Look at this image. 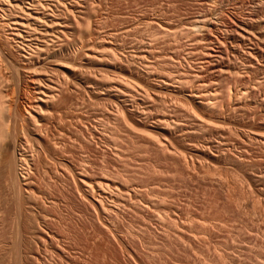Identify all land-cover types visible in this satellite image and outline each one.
I'll return each instance as SVG.
<instances>
[{
    "label": "rangeland",
    "instance_id": "obj_1",
    "mask_svg": "<svg viewBox=\"0 0 264 264\" xmlns=\"http://www.w3.org/2000/svg\"><path fill=\"white\" fill-rule=\"evenodd\" d=\"M86 1L77 0L72 24L71 14L62 16L70 34L59 62L49 58L31 73L24 56L36 58V50L9 43L0 27V133L16 147L0 150V160L13 163L0 162V262L2 244L23 229L24 246L40 248L35 264H264V144L238 135H264V0ZM205 16L214 20L207 34L194 30ZM238 23L252 41L232 43ZM232 45L244 55L232 54ZM218 49L222 58L210 56ZM46 78L65 90L58 87L61 96L42 107L40 119L35 105ZM112 86L128 91L126 101L128 94L105 91ZM42 218L61 238L51 244L59 254L36 247L27 233L35 224L41 231Z\"/></svg>",
    "mask_w": 264,
    "mask_h": 264
},
{
    "label": "bare ground",
    "instance_id": "obj_2",
    "mask_svg": "<svg viewBox=\"0 0 264 264\" xmlns=\"http://www.w3.org/2000/svg\"><path fill=\"white\" fill-rule=\"evenodd\" d=\"M82 1V0H81ZM85 1V0H84ZM89 1V0H88ZM88 1H86V3L88 2ZM77 2V0H73V1H71V0H0V11L2 12V13H4V14H2V15H4V16H2L1 18H0V27H2V32H4L5 34H4V37H5V35H6V39H7V41L9 42V43H19V44H21L22 45V48H23V46L24 47H26L27 49L28 48H32V49H34V50H36V54L37 55H39V56H37L36 58H34L35 57V54H34V56H32V54H28V56H24V58H25V60H24V65H25V68H23L24 70H26V71H30V70H32V71H34V70H36L38 67H42V66H44L45 65V62L46 61H49L50 59L49 58H54V59H56V61H58L59 62V60H58V56H59V54H61L62 55V49H63V44L67 41L65 38H67V37H65L64 39L66 40H64L63 41V37L65 36V34H68L67 33V31H69V28H67L66 26H64V22H62V16H63V14L65 15L66 13L67 14H71V15H69V16H71V17H68V21L70 20V18H72V15H74V17H75V15L78 13H81V10L79 9V7H78V5H77V3H79V0H78V2ZM82 3V2H81ZM1 14V13H0ZM77 14V15H78ZM1 16V15H0ZM206 17V16H205ZM76 18V17H75ZM211 18V17H210ZM209 17H206L205 19H200V20H197V22L194 24V27H195V29L194 30H196L197 28L199 29V28H203L202 30L204 31L205 29L207 30V31H209V29H213V24H212V28L210 27V25H211V23L214 21V20H211ZM74 19V18H73ZM77 20V19H76ZM194 21H196V20H194ZM70 22V24H72L71 23V21H69ZM168 22V21H167ZM166 25H164L165 26V29H166V31L167 32H172L173 34L175 33V31H174V28H173V26L171 25H169L168 23H165ZM192 24V23H191ZM218 24V23H217ZM236 24V23H235ZM234 24V25H235ZM193 26V25H192ZM210 27V28H209ZM205 28V29H204ZM208 28V29H207ZM215 28H216V26H215ZM190 29H193V28H190ZM213 30H215V29H213ZM218 30H219V28H218ZM191 31V30H190ZM199 32H201L200 30H198ZM207 31H204V33L205 34H207ZM232 31V30H231ZM74 32V31H73ZM209 32H211V31H209ZM214 32V31H213ZM193 33V32H192ZM234 33H235V35H237V36H234ZM1 34V33H0ZM70 34V33H69ZM71 34H72V31H71ZM176 34V33H175ZM174 34V35H175ZM209 34V33H208ZM217 34V33H216ZM234 37H233V42L232 43H234L235 44V41L234 40H236V42L239 40H241V41H252L253 40V35H254V33L249 29V28H247L246 26H244V25H242V24H237L236 25V28L234 27V30H233V33H231ZM3 35V34H2ZM169 35V34H168ZM209 35H211V34H209ZM66 36H68V35H66ZM71 36V35H70ZM73 36V35H72ZM214 36H217V35H214ZM3 37V36H2ZM2 37H1V40H2ZM175 37V36H174ZM218 37V36H217ZM216 37V38H217ZM229 37H232V36H229ZM209 38H212V37H209ZM215 38V37H214ZM235 38V39H234ZM176 39H177V37H176ZM213 39V38H212ZM218 39H219V37H218ZM0 40V41H1ZM209 40V39H208ZM211 40V39H210ZM217 40V39H216ZM220 40V39H219ZM219 40H217V41H219ZM222 40V39H221ZM220 40V41H221ZM229 40V39H228ZM227 40V44H228V41ZM3 41V40H2ZM213 41V40H212ZM225 41V40H224ZM259 41L261 42V43H264V36L263 35H260V39H259ZM62 42H64L63 44H62ZM69 42V41H68ZM230 42H231V39H230ZM229 42V43H230ZM71 43V42H70ZM208 43V42H207ZM212 43V42H211ZM220 43H222V42H220ZM224 43V42H223ZM222 43V44H223ZM226 43V42H225ZM2 44V43H1ZM18 44V45H19ZM66 44H67V42H66ZM221 44V45H222ZM237 44V43H236ZM20 45V46H21ZM73 46L74 45H76V43H74V44H72ZM221 45H219V46H221ZM231 45V44H230ZM11 46V45H10ZM14 46H16V45H14ZM17 47V48H20L21 50H22V48L21 47ZM69 46H70V44H69ZM216 46V45H215ZM226 46H228V45H226ZM135 47V46H134ZM231 47V46H230ZM235 47H237V46H235V45H232V49H231V52H232V54H234L235 56H237V55H244L243 53L242 54H238V52L236 51V48ZM2 47H0V49H1ZM5 48V47H4ZM26 48H23V50H25ZM68 48V47H67ZM78 48V47H77ZM133 48V47H132ZM15 49V48H14ZM52 49V55L50 56V50ZM137 49V48H136ZM162 49V48H161ZM164 49V48H163ZM251 49H252V47H251ZM68 50V49H67ZM71 50V49H70ZM228 50V49H227ZM254 49H252V51H253ZM30 51V50H29ZM32 51V52H33ZM69 51V50H68ZM137 55L136 56H138V58H146V56L144 55V54H142V53H140V49H137ZM214 51V50H213ZM0 52H1V50H0ZM25 52H26V50H25ZM28 52V51H27ZM116 52V51H115ZM248 52H249V54L251 55L252 54V52L251 51H249L248 50ZM247 52V53H248ZM247 53H245V54H247ZM256 53V52H255ZM5 54V53H4ZM65 54V53H64ZM67 54V53H66ZM209 54H212V52H210V53H208V55ZM222 54H223V51H222V49L221 50H219L218 49V51H215V53H214V55H210V56H213L214 58L215 57H219L220 55V57L222 58ZM225 54V53H224ZM249 54H248V56H249ZM2 55V54H1ZM130 55V54H129ZM233 55V56H234ZM6 56V55H5ZM131 56H133V55H131ZM159 56V55H158ZM252 56H254V55H251V57ZM65 57V56H64ZM72 57V56H71ZM219 57V58H220ZM243 57V56H242ZM3 57H1V59H2ZM5 58V57H4ZM40 58H43V59H41L40 60ZM60 58V57H59ZM134 58V57H133ZM158 58V57H157ZM246 59H247V57H245ZM71 59V58H70ZM162 59V58H161ZM214 60V59H213ZM249 60H251V59H249ZM248 60V61H249ZM2 61H5V60H2ZM9 61V60H8ZM156 61H157V59H156ZM245 61V60H244ZM6 62V61H5ZM44 62V63H43ZM2 63V62H1ZM0 63V64H1ZM60 63H61V61H60ZM62 63H64L63 61H62ZM65 63H67V62H65ZM6 64V63H5ZM68 64H70V62L69 63H67V64H63V65H61V66H63L66 70H67V72L70 74H67V75H69V77L71 78V77H73V78H77L76 77V73L74 72V71H76V69H75V66H74V64L72 65V63H71V65L74 67V70L71 68V66L69 65V67H67L68 66ZM66 65V66H65ZM1 68H2V66H0ZM4 67V66H3ZM9 67V66H8ZM11 67V66H10ZM6 69V68H5ZM9 70V69H8ZM134 70H136V68H134ZM223 70H225V69H223ZM222 70V71H223ZM227 70V69H226ZM32 71H30V73L32 72ZM61 72H64V71H61ZM135 72V71H134ZM1 74V73H0ZM62 74H66V72L65 73H62ZM56 75V74H55ZM80 75V74H79ZM148 75V74H147ZM58 76V75H57ZM59 77V76H58ZM62 77H64V75L62 76ZM68 76H66V78H67ZM79 77V76H78ZM2 78V77H1ZM53 78H56V77H53ZM59 78H61V77H59ZM82 78V77H81ZM84 78V77H83ZM86 78V77H85ZM152 78V77H151ZM47 80H45L44 81V85H43V88L41 89L40 88V94H41V97L40 98H38L39 100V104H38V106L37 105H35L36 106V108L37 109H39L38 110V112H36V110H35V108L33 109V110H35V112L37 113V116L41 119V118H43V111H42V107L43 106H47V107H49L48 105L51 103H53V101L52 100H57V98L56 97H60L61 95L59 94L58 96H56L55 97V94L57 95V93H56V91H58V87L60 86V85H62V84H60L59 83V81L58 82H56L55 83V79L53 80L52 78H46ZM62 79H65V77L64 78H62ZM72 79V78H71ZM80 79V78H79ZM68 81V83L66 82V81ZM64 81L66 82L65 84H64V86H65V88H66V86L70 83L69 81L70 80H68V79H65ZM87 80V79H86ZM86 80L84 81V82H86ZM0 81H1V79H0ZM56 81H57V78H56ZM73 81V80H72ZM74 81H76V80H74ZM79 81V80H78ZM81 81H83V80H81ZM90 81V80H89ZM156 81V80H155ZM180 81V80H179ZM2 82V81H1ZM1 82H0V84H1ZM6 82V81H5ZM42 82V81H41ZM180 82H182V81H180ZM59 83V84H58ZM72 83H74V82H72ZM72 83H70L71 85H72ZM79 83V82H78ZM82 83V82H81ZM80 83V84H81ZM89 83V82H88ZM91 83V82H90ZM93 83H95V82H93ZM170 84V86H171V83L170 82H165V84ZM8 84V83H7ZM39 84H41V83H39ZM67 84V85H66ZM92 84V83H91ZM77 86V83H75L74 84V86ZM83 85V84H82ZM95 85H98V84H95ZM1 86V85H0ZM69 86V85H68ZM67 86V87H68ZM79 86V85H78ZM88 86H90V85H88ZM91 86H93V84L91 85ZM39 87V86H38ZM42 87V86H41ZM69 88H70V86H69ZM79 88V87H78ZM81 88V87H80ZM100 88V87H99ZM102 88H103V86H102ZM0 89H1V87H0ZM68 89V88H67ZM101 89V88H100ZM99 89V90H100ZM63 90H65L64 88H63V85H62V92L60 91V89H59V91L58 92H61V93H63L64 91ZM69 90V89H68ZM72 90V89H71ZM103 90V89H102ZM5 91V90H4ZM8 91V90H7ZM105 91H107L108 93H113L114 91H118V92H120V93H123V94H128V95H124L125 97H124V100L123 101H126V99L125 98H127L128 96H129V93H128V91L126 90V89H124V88H122L121 86H112L111 88H105ZM149 91H151V89L149 90ZM246 91H248V90H246ZM1 92V91H0ZM71 92V91H70ZM140 92V91H139ZM142 92L143 93H146L147 94V96L149 95V92L147 91V90H143V88H142ZM142 92H140V93H142ZM182 92V91H181ZM159 93V92H158ZM157 93V94H158ZM250 93V92H249ZM10 94V93H9ZM39 94V93H38ZM151 94V93H150ZM154 94V93H153ZM160 94V93H159ZM159 94H158V96H159ZM116 95H118V94H116ZM190 96H191V98L193 99V98H195V99H197V98H200V99H202L203 100V102H202V100H201V102L200 103H202L203 105H207V106H209V107H211V104L209 103V102H205V101H208L207 99H205L203 96V98L201 97V95H198V94H196V92L194 91V92H192L191 91V93L189 94ZM250 95V94H249ZM3 97H4V95H2ZM120 96V95H119ZM127 96V97H126ZM146 96V95H145ZM150 96V95H149ZM157 96V95H156ZM189 96V97H190ZM204 96H207V95H204ZM55 97V98H54ZM121 97L122 96H120V101H121ZM151 97H152V94H151ZM160 97V96H159ZM158 97V98H159ZM1 98V97H0ZM6 98H7V96H6ZM35 99L37 100V96H35ZM34 99V100H35ZM251 99V98H250ZM156 100L158 101V102H163V100H158L157 98H156ZM155 100V101H156ZM256 100V99H255ZM1 101V100H0ZM7 101V100H6ZM52 101V102H51ZM62 101V100H61ZM67 101V100H66ZM58 103H59V100L57 101ZM56 101H55V103H57ZM125 103V102H124ZM31 104V103H30ZM33 105H34V103H33ZM32 105V106H33ZM121 105V104H120ZM259 105V104H258ZM2 106H4V105H2ZM9 106V105H8ZM52 106V105H51ZM53 106H55V104L53 105ZM57 106V105H56ZM68 106V105H67ZM25 107V106H24ZM12 108V107H11ZM33 108V107H32ZM58 108V107H57ZM62 108V107H61ZM60 108V109H61ZM240 108V107H239ZM25 109H27V108H25ZM52 109V108H51ZM71 109V108H70ZM147 109V108H146ZM3 110V109H2ZM64 110V109H63ZM124 110V109H123ZM21 111V110H20ZM24 111V110H23ZM29 110L27 109V112H28ZM58 111V110H57ZM145 111V110H144ZM148 111V110H147ZM25 112V111H24ZM46 112H47V108H46ZM112 112V111H111ZM251 112V111H250ZM29 113V115H31L30 114V112H28ZM35 113V114H36ZM45 113V112H44ZM48 113V112H47ZM47 113L45 114V116H47ZM49 113L52 115V116H55V115H53V114H55V112H50V110H49ZM121 113V112H120ZM252 113V112H251ZM256 113V112H255ZM11 114V113H10ZM21 114V113H20ZM24 114H26V113H24ZM33 114V113H32ZM68 114V113H67ZM126 114V113H125ZM124 114V115H125ZM194 114H195V112H194ZM34 115V114H33ZM33 115H31V118L30 119H33V120H37L36 118H37V116H36V118H34V117H32ZM62 116V115H61ZM122 116V115H121ZM21 117V116H20ZM19 117V118H20ZM23 117V116H22ZM26 121H28V117H30V116H27L26 115ZM196 117V116H195ZM199 117V116H198ZM23 118H25V117H23ZM53 118V117H52ZM197 118V117H196ZM256 118V117H255ZM22 119V118H21ZM20 119V120H21ZM48 119V118H47ZM51 119V118H50ZM61 119V118H60ZM246 119V118H245ZM44 120V119H43ZM49 120V119H48ZM206 120V119H205ZM15 121V120H14ZM30 121V120H29ZM34 121V122H35ZM39 121V120H38ZM37 121V122H38ZM42 121V120H41ZM46 121V120H45ZM65 121V120H64ZM31 122V121H30ZM33 122V121H32ZM37 122H35V123H37ZM203 122H206V121H203ZM27 123V122H26ZM40 123L41 122H39L38 124L40 125ZM46 123V122H45ZM48 123H50V122H48ZM25 124V123H24ZM38 124H37V126H38ZM216 123H214V125H215ZM219 124V123H218ZM218 124H217V127H218ZM20 125V124H19ZM29 125V124H28ZM41 125H43V123H41ZM46 125H50V124H47L46 123ZM220 125H222V124H220ZM219 125V126H220ZM229 125V124H228ZM44 126V125H43ZM43 126H40V127H42V129L44 128ZM223 126L224 125H222V127H218V128H222L223 129ZM226 126V125H225ZM231 126V125H230ZM5 127V126H4ZM15 127H16V125H15ZM39 127V130L41 129ZM73 127V126H72ZM245 127V126H244ZM48 129V131L51 129L50 127H47ZM50 128V129H49ZM231 128V127H230ZM20 129V128H19ZM45 129V128H44ZM4 130V129H3ZM46 130V131H47ZM227 130V129H226ZM229 130H231V129H229ZM244 130V129H243ZM243 130H237L239 133H238V135L242 138V140L245 142V141H249L250 140V142L252 141V143L253 142H258V143H261V144H264V135H257V134H251V133H249V131H243ZM15 131H16V129H15ZM41 131V130H40ZM221 131V130H220ZM13 132H14V130H13ZM37 132V131H36ZM51 132V131H50ZM2 133V132H1ZM0 133V134H1ZM4 133V132H3ZM2 133V135H5V137L4 136H1L0 137V150L2 149L3 150V148L5 147V145L7 144L6 142L9 140V142L11 143V141H10V139H8V138H10V137H8V135H7V133L6 134H3ZM24 133V132H23ZM53 133V132H52ZM33 134V133H32ZM38 134V133H37ZM7 135V136H6ZM16 135V134H15ZM14 135V136H15ZM27 135V134H26ZM40 135V134H39ZM61 135H63L64 136V134L62 133ZM67 135V134H66ZM9 136H13V134H11V135H9ZM8 137V138H7ZM16 137V136H15ZM26 137V136H25ZM5 138H7V139H5ZM19 138V137H18ZM21 138V137H20ZM38 138V137H37ZM43 138V137H42ZM72 138V137H71ZM4 139H5V141H4ZM13 138H11V140H12ZM59 139V138H58ZM16 140V139H15ZM241 140V141H242ZM17 141H19V139H17ZM20 141H22V140H20ZM19 141V142H20ZM34 141V140H33ZM51 141V140H50ZM57 141V140H56ZM13 142H14V140H13ZM38 142V141H37ZM59 142H61V141H59ZM5 145H4V144ZM15 143H16V141H15ZM22 143V142H21ZM20 143V144H21ZM243 143V142H242ZM14 144V143H13ZM17 144V143H16ZM59 144V143H58ZM247 144V143H246ZM248 144H249V142H248ZM18 145V144H17ZM24 146V145H23ZM57 146V145H56ZM62 146V145H61ZM6 147H8V148H16V147H14V145H12V144H7V146ZM18 147V146H17ZM20 147V146H19ZM7 148V149H8ZM21 148V147H20ZM58 148V147H57ZM6 149V150H7ZM9 149V150H10ZM4 150H5V148H4ZM15 151V150H14ZM20 151V150H19ZM37 152V151H36ZM59 152V151H58ZM3 153H4V151H3ZM7 153H9V152H7ZM45 153V152H44ZM0 154H2V153H0ZM14 154H15V152H14ZM3 155V154H2ZM9 155V154H8ZM7 155V156H8ZM27 155V154H26ZM1 156V155H0ZM15 156V155H14ZM28 156V155H27ZM33 156V155H32ZM3 157V159H4V155L2 156ZM12 157V156H11ZM16 157V156H15ZM39 157V156H38ZM47 157V156H46ZM51 157V156H50ZM7 158V157H6ZM27 158V157H26ZM59 158V157H58ZM2 158H1V160H0V162H1V164H5V160H3ZM9 159V158H8ZM23 159V158H22ZM39 159V158H38ZM48 159V158H47ZM7 160V159H6ZM13 160V159H12ZM9 161V160H8ZM16 162V161H15ZM72 162V161H71ZM18 163V162H17ZM11 164H13L12 163V161H10V164H9V162L7 163V167L9 168V166L11 165ZM64 164H66L67 165V163H64ZM15 165V164H14ZM65 165V166H66ZM49 166V165H48ZM2 166L0 165V168H1ZM14 167V166H13ZM38 167V166H37ZM8 168H6V170L8 169ZM67 168V167H66ZM1 169H3V168H1ZM0 169V170H1ZM11 169H12V167H11ZM6 170L4 171V172H6ZM9 170V169H8ZM13 170V169H12ZM15 170V169H14ZM18 171V170H17ZM46 171V170H45ZM2 172V171H1ZM3 172V173H4ZM3 173H2V176H3ZM9 173V172H8ZM10 173H12V172H10ZM59 173V172H58ZM5 175H6V173H4ZM14 175V174H13ZM17 175V174H16ZM15 175V176H16ZM263 175V174H262ZM261 175V176H262ZM19 176V175H18ZM264 176V175H263ZM8 177V176H7ZM14 177V176H13ZM24 177V176H23ZM27 177V176H26ZM260 177V176H259ZM6 178V177H5ZM4 178V179H5ZM16 178H17V176H16ZM260 178H262V177H260ZM259 178V179H260ZM11 179H13V178H11ZM15 179V178H14ZM263 179V178H262ZM262 179L260 180V181H262ZM2 180V179H1ZM18 181H20L19 179H17ZM16 180V181H17ZM55 180V179H54ZM7 182H8V180H6ZM10 181V180H9ZM13 181V180H12ZM264 181V180H263ZM22 181H20V183H21ZM28 182L29 181H25V186H27L28 185ZM6 183V182H5ZM9 183V182H8ZM7 183V184H8ZM14 183V182H13ZM30 183H31V181H30ZM33 183V182H32ZM261 183V182H260ZM263 183V182H262ZM1 184V183H0ZM88 183L86 182V185H87ZM259 184V183H258ZM16 185H17V187H18V184L16 183ZM21 185V184H20ZM31 185V184H30ZM90 185V184H89ZM109 185V184H108ZM107 185V186H108ZM111 185V184H110ZM109 185V186H110ZM3 186V185H2ZM4 186H5V184H4ZM11 186V185H10ZM29 186V185H28ZM32 186V185H31ZM92 186V185H91ZM115 186H116V184H115ZM116 187H118V186H116ZM1 188V187H0ZM19 188V187H18ZM23 188V187H22ZM33 188V187H32ZM36 188V187H35ZM112 188H113V186H112ZM115 188V187H114ZM11 189V188H10ZM119 189V188H118ZM9 190V189H8ZM18 190V189H17ZM24 190V189H23ZM26 190V189H25ZM28 190V189H27ZM32 190V189H31ZM15 191V190H14ZM26 192H28L29 193V191H26ZM3 193V192H2ZM16 193V192H15ZM37 195V194H36ZM11 196V195H10ZM21 196V195H20ZM24 196V195H23ZM32 196H33V194H32ZM42 196V195H41ZM16 197V196H15ZM22 197V196H21ZM107 197V196H106ZM11 198V197H10ZM10 198H8L9 200H10ZM33 198V197H32ZM36 198V197H35ZM5 199V198H4ZM26 199H27V197H26ZM29 201H31V196H29ZM46 199V198H45ZM50 199V198H49ZM115 199V198H114ZM3 200V199H2ZM33 200V199H32ZM35 200V199H34ZM37 200V199H36ZM1 201V200H0ZM5 201V200H4ZM12 201V200H11ZM19 201V200H18ZM23 201V200H22ZM54 201V200H53ZM114 201V200H113ZM116 201V200H115ZM9 202V201H8ZM35 203H36V201H34ZM24 203V202H23ZM5 204V203H4ZM17 204V203H16ZM95 204V203H94ZM6 205V204H5ZM24 205V204H23ZM35 206V205H34ZM98 207V206H97ZM26 208V207H25ZM28 208H30V206L28 207ZM34 208V207H33ZM39 208V207H38ZM115 208V207H114ZM6 209V208H5ZM1 210V209H0ZM18 210V209H17ZM23 211H24V209H22ZM29 210V209H28ZM37 210V209H36ZM33 211V210H32ZM40 211V210H39ZM1 212V211H0ZM10 212V211H9ZM21 212V211H20ZM26 212V211H25ZM29 212V211H28ZM2 213V212H1ZM17 213V212H16ZM10 214V213H9ZM23 214V213H22ZM32 214V213H31ZM42 214V213H41ZM16 215H19V214H16ZM21 215V214H20ZM33 215V214H32ZM44 215V214H43ZM1 216V220L0 221H2V215H0ZM21 216H23V215H21ZM38 216V215H37ZM19 217V216H18ZM43 217V216H42ZM45 217V216H44ZM23 218V217H22ZM28 218V217H27ZM6 219V218H5ZM12 219V218H11ZM18 219V218H17ZM16 219V220H17ZM33 219V218H32ZM46 219H47V217H46ZM4 220V219H3ZM21 220V219H20ZM29 220V219H28ZM27 220V221H28ZM31 220V219H30ZM5 221V220H4ZM4 221H3V223H4ZM7 221V220H6ZM12 221V220H11ZM18 221V220H17ZM36 222H37V220H35ZM48 221V220H47ZM16 222V221H15ZM24 222V221H23ZM33 222H34V220H33ZM1 223V222H0ZM35 223V222H34ZM13 224V223H12ZM33 224V223H32ZM21 225H23V224H21ZM20 225V226H21ZM37 224H35V226H36ZM48 224H47V222L45 221L44 222V219L42 218L41 219V222H40V224H39V227L42 229L41 231L39 230V228L38 229H35L36 227L35 226H33L34 228H31L30 230H28L29 229V227H28V229H27V233L29 232V234H32V236L34 237V242L33 243H35V241H36V247H37V244L38 245H40L41 243H45V246L46 245H48V247L50 248V249H54L55 250V252L56 253H58V249H56L55 247H54V245L52 246L51 244H53L52 242H53V240H57V241H60L61 242V238L59 237V235L57 234V236H54V233H52V232H48L49 230H48V228L47 227H49V225L47 226ZM2 225H0V227H1ZM3 227V226H2ZM9 227V226H8ZM12 227V226H11ZM10 227V228H11ZM14 227H15V225H14ZM13 227V228H14ZM22 227V226H21ZM24 227V226H23ZM19 229V228H18ZM43 229H44V231H45V234L46 235H44V233H43ZM50 229V228H49ZM9 230H11V229H9ZM37 230H39V231H37ZM1 231V230H0ZM19 231V230H18ZM33 231V232H32ZM13 232H14V230H13ZM21 233H22V235H24V233H26V232H23V229H22V231H20ZM19 232V233H20ZM32 232V233H31ZM9 233V232H8ZM17 233V232H16ZM15 233V234H16ZM14 234V233H13ZM19 235V237H17L16 235H14V237L11 235V237H7L8 239H9V241L8 242H6L5 240L7 239H5L4 241V244H2V251H3V254L1 253V256H3V262L2 263H4V259H6V260H9L10 258H13L14 260H16V262H15V264H35V263H38V261H39V259H38V257H37V255H34L35 253H34V251L36 250V253H37V248L36 249H34V251H33V245L31 246V245H28V246H24V243H25V241H24V239H23V237H22V235L21 234H18ZM26 235V234H25ZM60 235H62V234H60ZM63 235H64V233H63ZM0 236H1V234H0ZM16 236V237H15ZM21 237V238H20ZM61 237H64V236H61ZM16 238H18V239H16ZM65 238V237H64ZM63 238V239H64ZM4 239V238H3ZM28 239H29V236H28ZM36 239V240H35ZM26 240V239H25ZM28 242V241H27ZM30 242V241H29ZM38 242V243H37ZM59 242V243H60ZM0 243H1V241H0ZM26 244V243H25ZM30 244V243H29ZM88 244V243H87ZM1 245V244H0ZM27 245V244H26ZM24 247V249H25V251L22 249ZM47 247V246H46ZM90 247V246H89ZM38 249H40V248H38ZM53 251V250H52ZM54 252V251H53ZM31 253H33V255H32V257H30L31 256ZM37 254H39V250H38V253ZM59 254V253H58ZM39 256V255H38ZM8 257H9V259H8ZM38 259V260H37ZM5 260V261H6ZM12 260V259H11ZM37 260V261H36ZM2 261V260H1ZM17 261H18V263H17ZM36 261V262H35ZM6 262H8V261H6ZM5 262V263H6ZM10 262V261H9ZM8 262V263H9ZM12 262V264H13V261H11ZM10 262V263H11ZM1 262H0V264H2ZM4 263V264H5ZM7 264V263H6Z\"/></svg>",
    "mask_w": 264,
    "mask_h": 264
}]
</instances>
